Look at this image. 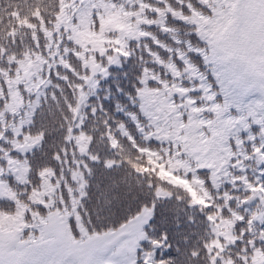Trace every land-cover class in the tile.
<instances>
[{
	"label": "trees",
	"instance_id": "16d2710c",
	"mask_svg": "<svg viewBox=\"0 0 264 264\" xmlns=\"http://www.w3.org/2000/svg\"><path fill=\"white\" fill-rule=\"evenodd\" d=\"M245 17L244 0H0V226L33 240L61 210L77 240L149 207L137 264H264V131L247 130L264 95L214 50ZM221 127L234 152L213 162Z\"/></svg>",
	"mask_w": 264,
	"mask_h": 264
},
{
	"label": "rangeland",
	"instance_id": "374dc122",
	"mask_svg": "<svg viewBox=\"0 0 264 264\" xmlns=\"http://www.w3.org/2000/svg\"><path fill=\"white\" fill-rule=\"evenodd\" d=\"M244 4L246 16L244 31H237L236 40L232 38L231 31L220 32V37H224L228 41V45L225 50L217 46L214 47V50H217V56H221L230 69L229 73L237 88L244 92L247 90L248 92L259 91L264 95V38L263 30H260L261 25L264 28V0H244ZM242 34L245 37H242ZM89 67L91 72H95L100 69V64L93 60L89 62ZM207 84L209 86L208 82ZM224 100L226 102V99ZM228 100L229 98H227ZM231 106H236V101L232 100ZM248 114L247 130L251 131L250 134L254 135L258 129L263 131L264 123L254 114L250 112ZM212 144V148L208 146L205 150L214 159L213 162L215 159H227L228 155L231 156V153L234 152L223 127L214 134ZM221 152H224L222 156ZM211 174L215 178L218 176L217 171L214 170ZM215 181L216 179H214V183ZM179 182H183L188 187L186 180L179 178ZM259 190L263 191L262 187H259ZM149 217L150 208L142 207L137 214L130 217L119 228L98 233L97 237H95L96 235H81L82 237L80 236L81 238L79 237L77 240H74L70 234L66 211L60 210L52 213L48 222L45 223V230L38 231L35 235L32 234L33 240L22 237L23 227L16 217L15 221L10 224L7 222L0 226V264H55L50 262V250H53V245H55L54 238L60 242L63 249H68L71 257L72 262L63 264H102L106 259L113 258L112 255L128 260L123 264H137V259L143 251H140V254H135L138 246L135 245L143 239V228ZM47 233L49 237L42 246L41 241ZM72 249L76 251L73 254L70 253ZM153 256V251H150L145 258L153 263Z\"/></svg>",
	"mask_w": 264,
	"mask_h": 264
},
{
	"label": "water",
	"instance_id": "95a60500",
	"mask_svg": "<svg viewBox=\"0 0 264 264\" xmlns=\"http://www.w3.org/2000/svg\"><path fill=\"white\" fill-rule=\"evenodd\" d=\"M152 246L153 247H159V243L154 241V242H152ZM104 263L105 264H116L115 262H113L111 260H106Z\"/></svg>",
	"mask_w": 264,
	"mask_h": 264
}]
</instances>
